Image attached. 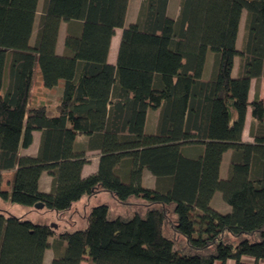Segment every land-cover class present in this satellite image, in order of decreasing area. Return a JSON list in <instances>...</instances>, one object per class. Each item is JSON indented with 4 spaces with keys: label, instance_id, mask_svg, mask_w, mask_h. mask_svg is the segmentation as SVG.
<instances>
[{
    "label": "trees",
    "instance_id": "obj_1",
    "mask_svg": "<svg viewBox=\"0 0 264 264\" xmlns=\"http://www.w3.org/2000/svg\"><path fill=\"white\" fill-rule=\"evenodd\" d=\"M169 3L143 0L127 23L130 0H0V264H44L47 251L50 264L264 260V0H180L176 19ZM36 67L46 88L62 86L57 106L32 104ZM249 108L252 143L242 139ZM149 109L159 110L154 133ZM34 132L38 153L21 156ZM88 148L101 157L83 177ZM43 173L50 192L40 189ZM217 192L229 212L211 206ZM101 193L115 203L90 206ZM49 213L57 227L36 221Z\"/></svg>",
    "mask_w": 264,
    "mask_h": 264
},
{
    "label": "crops",
    "instance_id": "obj_2",
    "mask_svg": "<svg viewBox=\"0 0 264 264\" xmlns=\"http://www.w3.org/2000/svg\"><path fill=\"white\" fill-rule=\"evenodd\" d=\"M130 5H131V1L129 4L128 15L130 14ZM175 7L177 8V10L175 11V14L173 15L172 10L175 9ZM168 13H170V15L172 14L173 15L172 17H174L176 19L179 15V2L172 4L171 0H170ZM244 15H245V13H244ZM136 20H137V18H136ZM242 30H243V28L241 27L240 32H239V43L241 42L240 35H241ZM61 34H63L65 37V33H63V30H61L60 35ZM120 39H121V30L118 29V30H116V36L112 40V44H111V48H110V52H109V56H108V61L112 65H115L116 61H117V54H118ZM58 52L59 53L63 52V46L60 45V37L58 40ZM207 59H208V61H207L208 66L206 63L205 68L207 71L206 75L209 76L211 73V69H209V65L212 62V60H209L210 59L209 56ZM237 70H238V60L236 59L235 67L233 69L234 75L237 73ZM36 73H37V70H35V74ZM260 85H261V89H262V93H260V98L264 102V77L261 78ZM256 86H257V80L253 79L251 82V88H250V92H249L250 102L253 101V99L255 97ZM36 88L38 89V91H36L37 94L35 96L37 98L34 99V101H35L34 102L32 100V98L34 97L33 94H35ZM61 95H62V86L61 85L54 88V89H48L44 86L40 76L37 77V81H35V77H34V82H33L32 90H31V102H32V104H35V105L43 104L46 106L55 107L58 105L59 100L61 98ZM151 111L153 113H150ZM158 117H159V110H155V111L152 109L148 110L146 127H145L146 132L154 133L156 131V127H157V123H158ZM253 124H254V120L252 118L251 109L249 108L247 111L245 127H244V131H243V135H242V139L244 142L252 143L254 141V139L250 135V130H251V127ZM40 140H41V133L40 132H34L32 145L27 149H22L20 151V155L21 156H25V155L26 156L27 155L35 156L39 150ZM78 143H79V146L86 147L89 144V138L81 136L78 138ZM185 150H186L188 155L192 156V155L196 154L195 150L190 148V147L185 148ZM87 155H88L89 160H88V163L84 166V168L82 170V176L83 177H87V176L97 172L98 167H99L100 157H101V151L98 148H88L87 149ZM231 156H232V151L226 152L223 156V160L221 163V169H220V176L223 179H225L228 176ZM13 176H14V171H8V172L3 173V189L4 190L10 191V184L12 182ZM142 183L145 187L153 189L157 185V180L152 174H150L149 171L145 170L143 173ZM39 186L43 192H50L52 189V177L49 176L47 173H43L41 178H40ZM79 204L80 205H78L79 207L77 206V209L82 211L83 205H82V203H79ZM211 206L213 208H215L216 210H218L220 212H224V213H227L231 210L230 206L224 202L222 195L220 193H216L214 195V197L212 198V201H211ZM42 216L44 218H46L45 217L46 215H42ZM76 219H77V216L72 218V220H76ZM46 221H47V219H44L41 222H39V221L38 222L39 223H45ZM51 259H52V255H49V251H47L46 255H45V259H44V264H50ZM82 264H87V262L84 261V262H82Z\"/></svg>",
    "mask_w": 264,
    "mask_h": 264
},
{
    "label": "rangeland",
    "instance_id": "obj_3",
    "mask_svg": "<svg viewBox=\"0 0 264 264\" xmlns=\"http://www.w3.org/2000/svg\"><path fill=\"white\" fill-rule=\"evenodd\" d=\"M130 1H131L130 14L127 17V23L135 22L136 18L139 16L138 14H139V11H140L141 4L143 2V0H130ZM179 1L180 0H171V3L174 4L176 2L178 3ZM43 4H44V2L42 1L41 4H40L38 19H37V22H36L35 34H36V32H37V30L39 28L40 17H41L42 12H43ZM176 10H177L176 7H175V9L172 10V14L173 15L175 14V11ZM62 30H63V33H65L64 32L65 31V26L64 25L62 26ZM242 35H243V30L241 31L240 39H242V37H243ZM63 39H64V35L61 34L60 35V45H62V46H63ZM36 70H37V73H36V76H35V81H37V77L40 76V69H39V67H36ZM256 88H257V86H256ZM256 88H255V90H256ZM36 91H38L37 88L35 90V94H33V96H34L32 98L33 101H34V99L37 98L35 96L37 94ZM260 93H262L261 85H260ZM150 113H153V112L151 111ZM217 193H220V192H217ZM101 194L102 195H100L99 197L97 196V197H94V198L90 199V202H89L90 206H97V205H100L102 203H108V204H110L112 206V204L115 203V201L112 200L109 196H107V195H105L103 193H101ZM83 204H85V203H82V205ZM78 205H80V204H78ZM78 205H76V206H78ZM116 207L114 206V207H111V208H112V210H114ZM35 217H36V221L37 222L38 221L41 222L42 220L47 219V221H49V223L52 222L51 223L52 227H54L53 225H56V227H57V224H55V223L53 224V219H55L54 218V214L49 213V214H47L45 216L46 218H44L41 214H37ZM68 217L72 219V218H74L76 216H74L73 214L72 215L70 214V216H68ZM49 255H51V252L50 251H49ZM219 264H221V263H219ZM227 264H236V263L234 261H232V260H229L227 262ZM260 264H264V260L260 261Z\"/></svg>",
    "mask_w": 264,
    "mask_h": 264
},
{
    "label": "water",
    "instance_id": "obj_4",
    "mask_svg": "<svg viewBox=\"0 0 264 264\" xmlns=\"http://www.w3.org/2000/svg\"><path fill=\"white\" fill-rule=\"evenodd\" d=\"M37 207H40L41 208L42 206L38 205ZM53 226L56 227V225H53Z\"/></svg>",
    "mask_w": 264,
    "mask_h": 264
}]
</instances>
